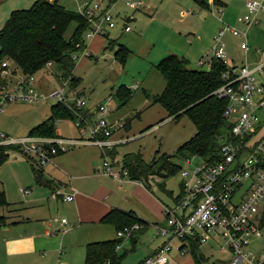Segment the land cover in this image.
Listing matches in <instances>:
<instances>
[{"label": "rangeland", "instance_id": "1", "mask_svg": "<svg viewBox=\"0 0 264 264\" xmlns=\"http://www.w3.org/2000/svg\"><path fill=\"white\" fill-rule=\"evenodd\" d=\"M32 1L0 0V26L10 10L27 7ZM59 1L66 8L77 11L82 0ZM99 1L102 4L108 3V0ZM177 1L183 5L182 9L189 7L185 0H142L137 8L129 7L125 0H112L110 4L108 3V7L116 24L107 27L106 31L109 37H115L117 42L125 44L130 49L123 59L114 54L117 44L112 45V48L102 49L97 48L96 45L89 46L92 53L90 56L87 55V50L86 53L78 54L75 58L72 71L80 76V79L73 88L66 87L60 76L61 71L56 68L54 62H51L39 68L34 74L35 87L41 94L47 95L46 97L37 101L10 100L0 110V131L19 136L26 134L32 125L48 116L50 104L57 100L55 96L50 95L52 90L62 89L68 97L85 98L87 104L107 102L110 107L106 112L107 119L111 122L119 121L120 128L125 127V123L129 124L124 136L131 137L114 145L117 157H121L125 152L140 151L145 161L151 162L150 160L154 158L155 161L151 163H154L155 168H159L154 174L140 176L138 180L141 184L131 181L120 182L122 188L119 189L109 184L108 194L119 207L133 209L137 215L150 222L161 221V224L166 223L161 207L163 204L173 205L178 196L180 191L178 169L184 164L183 155L171 153L194 133L195 125L186 114L177 117L167 116L166 109L153 100V95L158 93L164 84V79L155 66L156 62L167 53H175L186 58L189 67H208L206 62L199 64V61H207L216 45L215 36L218 29L229 25L237 29H246L247 49L239 46L240 41L244 39L243 36L233 34L228 28H224L220 37L224 43L225 59L231 58L237 66L241 63L250 66L264 63V12L259 10L256 13L257 21L247 25L237 20V17L245 11L242 0H226L227 5L224 7H216L215 2L212 1L213 5L209 7L200 5L196 6L197 9L189 7L188 18L193 22V27L189 28L184 24L176 25L171 22V10L175 8ZM262 1L264 4V0ZM147 2L149 7L146 6ZM191 2L193 6L196 5L193 0ZM123 18L128 21L130 30H122ZM72 27L73 22H70L64 32L65 36L69 35ZM3 59L7 61L8 68L15 66L11 59ZM15 72L16 75L9 71L2 74L5 78L3 85L5 88L12 89L20 81L23 76L21 70L18 68ZM134 83L137 86H134ZM119 84L132 90V94L123 103L113 94ZM163 117L167 118L160 120ZM54 122L55 131L62 135H73L78 132L73 119L69 117L59 118ZM122 132L123 129L116 131V136H120ZM7 148V153L0 163V186L5 188L8 199L26 204L29 197L28 195L24 197L19 188L29 186L34 197L44 195L42 202L45 209L50 207L49 211L44 212L45 215L40 214L42 217L46 220L55 218V222L61 217L66 219V223L63 224L64 229L68 228L66 232L50 230L51 233L47 232L37 238L38 249L46 254L45 259L48 264H56L57 260L60 264L64 262L82 264L84 244L87 240L94 235L101 237L96 239L111 238L116 235L114 225L111 223H92L76 218L77 207L73 201H66L59 196L53 199L50 197L48 201L46 196H50V192L46 187L35 183L32 158L19 153L17 145ZM164 161L169 163V166L171 164V167H176L169 170L159 167ZM43 168L45 169L44 166ZM114 182L119 183L117 180ZM0 213H6L5 206H0ZM19 213L33 215V212H27L23 206ZM152 228L149 226L140 234L134 246L127 235L121 234L123 239L118 250H125L124 264L139 261L152 247V243L163 238H168L172 246L168 254L171 253L172 256L175 253L174 246L177 245L178 239L169 238V233L154 234ZM214 241L215 239L208 240L198 246L200 252L208 255L207 259H203L202 264H212V262L227 264L226 260L230 257V253L220 249Z\"/></svg>", "mask_w": 264, "mask_h": 264}, {"label": "built area", "instance_id": "2", "mask_svg": "<svg viewBox=\"0 0 264 264\" xmlns=\"http://www.w3.org/2000/svg\"><path fill=\"white\" fill-rule=\"evenodd\" d=\"M125 3L135 8L142 0H125ZM245 8L237 20L247 25L257 21L259 10L264 12L262 0H245ZM79 11L90 22L84 39L103 34L107 27L116 24L111 11L102 7L99 0H82ZM121 28L125 31L131 29L126 18L122 19ZM224 28L243 36L239 46L247 48L246 29L225 25L217 31L213 52L207 61L200 60L199 64L206 62L209 66L212 58H221L227 65L221 72L223 81L213 92L226 97L222 115L228 125L217 134L214 150L207 154L183 156L184 164L178 169L179 194L173 205L164 206L166 223H156L155 232L169 233L170 237L177 238L174 247L181 250L188 249L189 241L201 243L215 239L220 249L230 253L227 264H264V63L253 66L241 63L230 68L220 37ZM82 53H86L85 46L73 51L71 57L75 59ZM50 63L47 61L45 65ZM1 64L7 65V61L3 60ZM8 71V68L2 69L1 74ZM62 82L69 88L67 78H62ZM50 95L67 104L85 105V98L68 97L62 89L52 90ZM46 96L35 87L34 73L23 74L12 89L0 87V110L10 100L37 101ZM108 110L107 102L100 101L90 117L79 115L74 118L78 130L74 136L28 133L12 136L0 131V144L17 145L19 153L30 156L32 165L38 168L52 155L73 145L96 144L103 152L100 170L121 181L129 177L128 170L120 159L107 156L106 150L131 136L111 137L121 124L107 119ZM20 189L27 191L26 188ZM53 192V195L67 200L73 198L75 189L66 193ZM60 222L65 223L66 219L61 217ZM137 227L138 223H133L124 226L119 233L128 235ZM170 248V242L164 241L137 264H166Z\"/></svg>", "mask_w": 264, "mask_h": 264}, {"label": "trees", "instance_id": "3", "mask_svg": "<svg viewBox=\"0 0 264 264\" xmlns=\"http://www.w3.org/2000/svg\"><path fill=\"white\" fill-rule=\"evenodd\" d=\"M197 1L203 3L202 0ZM70 22H73V27L69 35L65 36L64 32ZM88 26L90 22L84 14L79 10L66 8L59 0H33L27 7L10 10L0 26V87L5 83L1 70L8 68V65H2L1 62L3 58H7L15 65L8 68L11 74L15 73L16 67L24 75L32 74L47 61L54 62L56 68L61 71L60 76L67 78L69 88H73L80 76L72 71L75 59L71 57V53L84 47L83 36ZM105 39L103 48H112V45L117 44L114 54L120 59L130 51L125 44L117 42L115 37H109L106 32ZM187 63L186 58L175 53H167L156 62L155 66L161 73L164 84L162 89L153 95V100L166 109L167 116L177 117L186 114L195 125L194 133L180 143L171 154L183 156L192 153L207 154L216 148L217 134L228 125L222 115L226 97L218 96L213 92L214 88L223 81L221 72L227 68V65L221 58H212L206 68L189 67ZM234 66L235 64H231L230 68ZM113 94L123 103L132 94V90L119 84ZM69 104L59 99L51 103L48 116L32 125L27 133L54 136L58 134L54 129V121L59 118L74 119L79 115L91 116V112L84 107H78L74 103ZM10 145L15 146L0 144V162ZM108 152L114 153L115 150L110 149ZM150 161L155 160L152 158ZM151 162L145 161L140 151L125 152L122 155L123 165L127 168L130 177L135 179L154 174L159 170ZM32 167L36 181H41L40 168L33 165ZM159 167L169 170L176 166L171 167V164L169 166V163L164 161ZM3 202V191L0 190V204ZM2 218L3 216L0 215V223ZM100 221L113 224L116 230L138 223V227L131 229L127 235L133 243L148 226V223L131 209L124 210L117 207H111L101 215ZM122 239L123 236L119 234L111 238L86 242L82 264H124L125 251L117 249ZM198 246L197 241H189V251L193 255L195 264H200L203 256Z\"/></svg>", "mask_w": 264, "mask_h": 264}, {"label": "crops", "instance_id": "4", "mask_svg": "<svg viewBox=\"0 0 264 264\" xmlns=\"http://www.w3.org/2000/svg\"><path fill=\"white\" fill-rule=\"evenodd\" d=\"M111 1L112 0H108V3L110 4ZM202 1L203 3L201 4L199 3V1L193 0L194 4H196L194 6L192 5L191 0H185V3L188 4L191 9L193 8L197 9L196 7L197 5L203 7L204 6L209 7V5H213L212 1L215 2L216 7H224L225 5H227L226 0H205V1L202 0ZM177 2L178 3L175 5V8L171 10V12L173 13V14L171 13V22H173V24L176 25L184 24V26L192 28L193 22L191 19L188 18V15L190 14L189 7H185L182 9L181 6L183 5L179 1ZM108 3L106 4L101 3V5L102 7L109 9ZM242 3L244 5V9H246L245 0H242ZM146 6L149 7L148 2ZM220 11H222V8L220 9ZM106 33L109 35L107 31ZM85 41H87L85 42L84 45L85 50L86 51L88 50V54L89 53L92 54L89 49V46L94 47L96 45L97 48L101 47L102 49L106 41L105 33L95 34L89 38H86ZM227 61L230 64H234L231 58L230 59L228 58ZM236 66L237 65H235L234 67ZM15 70L18 71V67H16ZM15 73H13V75ZM135 84L136 83H134V86H137V84L136 85ZM95 103L87 104V100L85 99L84 108L87 111L92 112L94 107L97 105V103L96 104ZM165 118L164 117L160 118V120ZM128 127H129L128 123H125V127H121V128L118 127L115 130L118 131L123 129L122 134L120 136L118 135L116 136V131L114 130L111 137L114 139L124 137V135L126 134L124 132L127 131ZM57 133L59 135H62L58 131ZM74 135L76 134L66 135V136H74ZM114 145L111 148H107L106 153L110 157L114 156L115 158H118L122 161V156L117 157V150L115 149ZM110 149L115 150V152L109 154L108 150ZM68 150L70 151L66 153V151ZM101 156H103V152L101 151L100 147L96 144L87 143V144L73 145L72 147L66 150L59 151L58 153L52 155L50 159L44 163V165L42 164V166L45 167V169L44 168L43 169L45 170L46 174L45 173L43 174V169L41 166L40 167L41 181H36L34 175L35 183H37L42 187H46L47 190L50 192V196H46L48 201L50 200V197H52L51 199H53L58 196V195H53L54 190L56 192L64 193L72 189H75L73 198L67 199L66 201H73L75 203L77 207L75 211L76 218L82 221H87L92 223H109V222L100 221L101 215H103L111 207L121 208L122 206L119 207V205L115 203L112 196L108 194V188H109L108 185L109 184L113 185L115 186V188L119 189L122 188V183L120 182L131 181L132 183L136 182L137 184H141V182L138 179L130 177V175L129 177L123 178L121 181L119 180V183L114 182L115 180L114 178H112L111 176L105 174L100 170L102 164V160L100 161ZM20 188H26L27 191H24ZM20 188L19 191L22 194H24V197L27 195L29 197V199H27L26 201V204H24L23 202H12L10 199H8L9 197L6 194L5 188H3V186H0V190L3 191V196H4V202L1 203L0 206L6 207V213H0V215L3 216L2 221L0 223V264H48L47 263L48 261L45 259L46 254L38 249L39 247L37 243V238L41 235L47 234V232L51 233L50 230L53 232H56V230L57 231L60 230L61 232L63 231L66 232L68 228L67 229L63 228V224H65L66 222L61 223L60 220H58V222H55V218L46 220L41 215H45L44 212L49 211L50 207H47V209H45V206L42 202V200L44 199L43 198L44 195L41 197H37V196L34 197L33 194H31V190H30L31 188L29 186L20 187ZM22 206L26 208L27 212H33V215H29L28 213L25 214L19 213V210ZM164 206L165 205L163 204L161 207L162 208L161 210L163 212H164ZM124 210H129V209H124ZM131 210L134 211L133 209ZM139 217L148 223L147 228L149 226L153 227L154 229L153 228L152 229L154 234H157L155 232V224L161 223V221L150 222L146 218H143L141 216ZM119 231H120L119 229L118 230L115 229L116 235L120 234ZM139 235L137 236V238L139 237ZM107 236H111V235H107ZM96 238H101V237H97L96 235H94V237H91L86 242L92 240H100ZM137 238L135 239V241L137 240ZM102 239H106V237L104 238L102 237ZM165 239L163 238L162 240H157L155 243H152V247L148 249L146 254L151 253L162 242L167 241ZM134 243L132 242V246H134ZM201 243H199V246L201 245ZM119 245L120 243L118 244L117 249L119 248ZM175 250L176 251L172 256L171 253L170 254L167 253L168 257L166 264H195L193 255L191 251H189V247L187 250H181L179 248H175ZM201 254L203 256L200 264H202L203 259L208 258L207 254H204L203 252H201ZM84 258H85V244H84ZM139 261L133 264H137ZM56 263L60 264L59 260H57ZM63 264H68V263L64 262Z\"/></svg>", "mask_w": 264, "mask_h": 264}]
</instances>
